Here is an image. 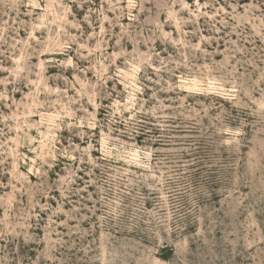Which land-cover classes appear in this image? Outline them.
<instances>
[{
	"label": "rangeland",
	"instance_id": "374dc122",
	"mask_svg": "<svg viewBox=\"0 0 264 264\" xmlns=\"http://www.w3.org/2000/svg\"><path fill=\"white\" fill-rule=\"evenodd\" d=\"M0 264H264V0H0Z\"/></svg>",
	"mask_w": 264,
	"mask_h": 264
}]
</instances>
